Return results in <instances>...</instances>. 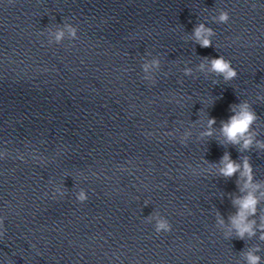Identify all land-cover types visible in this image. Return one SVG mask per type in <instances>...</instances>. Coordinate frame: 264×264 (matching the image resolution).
I'll use <instances>...</instances> for the list:
<instances>
[{
    "label": "clouds",
    "instance_id": "9594fccd",
    "mask_svg": "<svg viewBox=\"0 0 264 264\" xmlns=\"http://www.w3.org/2000/svg\"><path fill=\"white\" fill-rule=\"evenodd\" d=\"M256 7L255 4L252 5ZM212 20L219 24H227L230 20V15L227 10L221 9L217 15L212 17ZM67 30L73 39H77V27L66 25ZM215 31L211 27H207L205 23H198L191 37L195 43L199 44L202 48H208L213 46L212 37L215 36ZM64 37L63 30H57L55 33V40L60 42ZM160 61L153 59L151 63H145L142 65V70L148 72L150 67L158 68ZM197 70L206 75H214L215 77L222 78L224 82H229L238 76L236 68L233 67L230 60L224 56L219 55L217 58L203 57L201 62L197 65ZM185 76H192L193 69L186 67L184 70ZM214 83H218V80H214ZM232 115L225 121L220 122L219 134L223 138V144H231L237 146L238 150L243 152L250 150L253 147L257 149H264V141L258 140V132L253 127L258 116L254 111L252 105L247 101L243 100L238 104L231 106ZM216 120L209 118L207 120L206 130L201 133V138L212 137L215 135L216 130L214 125ZM0 155H4L0 153ZM219 175L230 178L236 173H239L240 178L243 180V184L240 187L243 195L233 198V205L236 208V212L229 216L230 227L225 233V237H231L232 234L239 239H251L257 237L264 241V219L257 223V220L252 218L258 214V205L261 202L260 196L256 194V190L261 187V183L254 182L253 167L249 162L248 157L242 158V163H238L231 159L230 154L225 152L219 162L217 168ZM238 186H240L238 181ZM56 193L63 195V191L60 188L55 189ZM77 201L83 203L88 199V195L85 190L81 189L76 195ZM149 221L155 220L154 231L157 234L169 233L172 230V225L169 220L159 214L154 213L148 217ZM218 223L223 224V219H219ZM4 218L0 217V236L4 234ZM262 251L259 245H255L247 248L242 253L243 264H264L262 257L258 254Z\"/></svg>",
    "mask_w": 264,
    "mask_h": 264
}]
</instances>
